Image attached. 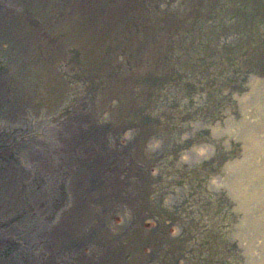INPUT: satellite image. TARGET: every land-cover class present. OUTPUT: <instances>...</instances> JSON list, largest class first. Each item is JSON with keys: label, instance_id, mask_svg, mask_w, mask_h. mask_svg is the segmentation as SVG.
Returning a JSON list of instances; mask_svg holds the SVG:
<instances>
[{"label": "rangeland", "instance_id": "1", "mask_svg": "<svg viewBox=\"0 0 264 264\" xmlns=\"http://www.w3.org/2000/svg\"><path fill=\"white\" fill-rule=\"evenodd\" d=\"M0 264H264V0H0Z\"/></svg>", "mask_w": 264, "mask_h": 264}, {"label": "bare ground", "instance_id": "2", "mask_svg": "<svg viewBox=\"0 0 264 264\" xmlns=\"http://www.w3.org/2000/svg\"><path fill=\"white\" fill-rule=\"evenodd\" d=\"M203 150L201 149V150H198L197 152L198 153H201ZM214 180V182L216 183L217 182V180L216 179H213Z\"/></svg>", "mask_w": 264, "mask_h": 264}]
</instances>
